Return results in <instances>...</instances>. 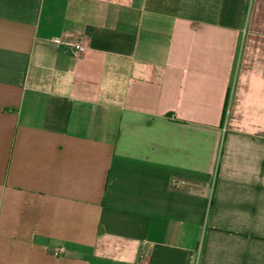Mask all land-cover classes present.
<instances>
[{
	"label": "crops",
	"instance_id": "1",
	"mask_svg": "<svg viewBox=\"0 0 264 264\" xmlns=\"http://www.w3.org/2000/svg\"><path fill=\"white\" fill-rule=\"evenodd\" d=\"M140 251L264 264V0H0V264Z\"/></svg>",
	"mask_w": 264,
	"mask_h": 264
},
{
	"label": "built area",
	"instance_id": "2",
	"mask_svg": "<svg viewBox=\"0 0 264 264\" xmlns=\"http://www.w3.org/2000/svg\"><path fill=\"white\" fill-rule=\"evenodd\" d=\"M55 40L62 41L60 37H56ZM67 45L71 47L76 54H79L84 50V46L79 42L69 41L67 42ZM138 264H146V253L143 251H140L138 254Z\"/></svg>",
	"mask_w": 264,
	"mask_h": 264
}]
</instances>
